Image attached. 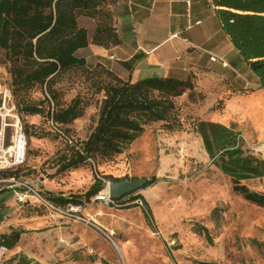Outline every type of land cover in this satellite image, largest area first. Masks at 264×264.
I'll return each instance as SVG.
<instances>
[{
	"label": "rangeland",
	"instance_id": "374dc122",
	"mask_svg": "<svg viewBox=\"0 0 264 264\" xmlns=\"http://www.w3.org/2000/svg\"><path fill=\"white\" fill-rule=\"evenodd\" d=\"M8 67L0 49V91L10 92L6 105L14 106L23 128L28 125L25 161L15 177L26 181L43 199L80 195L101 175L155 177L156 181L135 193L150 208V224L138 200L131 202L127 196L124 205L96 200L106 195L108 180L104 190L82 206L21 204L11 189L4 190L0 193V234L12 230L21 234L2 264H264V207L233 191L231 178L211 162L194 130L198 116L192 105L180 110L183 119L176 130L152 123L120 154L59 171L56 161L65 151L64 141L53 133L46 116L19 113ZM56 86L63 103L76 96L87 102L83 115L67 131L73 143L85 140L95 126L102 93L90 89L81 71L61 75ZM25 98L37 102L43 94L35 86ZM258 104L254 112L248 110L247 117L262 133L252 132L247 122L240 124L242 118L237 115L224 121L240 133L245 153L264 159L261 99ZM241 183L264 192V178Z\"/></svg>",
	"mask_w": 264,
	"mask_h": 264
},
{
	"label": "trees",
	"instance_id": "16d2710c",
	"mask_svg": "<svg viewBox=\"0 0 264 264\" xmlns=\"http://www.w3.org/2000/svg\"><path fill=\"white\" fill-rule=\"evenodd\" d=\"M120 1L123 0H0V49L8 62L16 106L20 114L46 116L53 133L64 141L65 151L56 161L59 171L70 170L89 159H110L120 154L152 123H164L168 130L180 128L183 119L180 110L186 103L178 104L175 98L185 92L190 102L196 101V97L202 98L195 92L192 76H151L134 82L124 81L102 64L88 66L83 58L76 56V50L89 42L104 48L120 43L112 10ZM210 1L216 8L222 29L256 77L258 88L264 90V0ZM81 16L95 21L90 40L86 29L78 24ZM137 58L136 55L131 61ZM130 64L125 63L128 67ZM72 71H81L90 89L102 93L95 126L87 138L78 143H73L68 136V125L83 115L87 102L76 96L63 103L56 86L61 75ZM35 86L40 88L43 98L30 102L25 94ZM222 103L219 100L214 109H221ZM194 130L211 162L231 178L232 190L245 200L264 207V192H256L241 183L264 178V159L244 152L243 140L233 125L197 120ZM22 165L2 175L15 177ZM120 179L110 175L96 176L80 195H49L47 198L54 206H82L104 190L105 180ZM155 181V177L149 178L141 189ZM135 193L114 202L124 205L123 198L127 196L131 202L138 200L150 224V208L144 197ZM203 231L206 233L205 228ZM20 234L18 230L0 234V243L10 250Z\"/></svg>",
	"mask_w": 264,
	"mask_h": 264
},
{
	"label": "crops",
	"instance_id": "0c3cea01",
	"mask_svg": "<svg viewBox=\"0 0 264 264\" xmlns=\"http://www.w3.org/2000/svg\"><path fill=\"white\" fill-rule=\"evenodd\" d=\"M112 10L120 43L104 48L89 42L76 50L88 66L102 64L130 82L151 76H192L195 92L202 98L190 102L185 92L175 102L192 105L197 120L229 126L225 117L237 115L240 124L252 126V132L262 131L248 122L247 112L258 108V99L264 106V90L222 29L210 0H123ZM78 24L90 40L94 20L81 17ZM211 56L218 59L211 61ZM219 100L222 108L214 109Z\"/></svg>",
	"mask_w": 264,
	"mask_h": 264
},
{
	"label": "built area",
	"instance_id": "2783aa9c",
	"mask_svg": "<svg viewBox=\"0 0 264 264\" xmlns=\"http://www.w3.org/2000/svg\"><path fill=\"white\" fill-rule=\"evenodd\" d=\"M216 59H218L216 56L210 57L211 61ZM219 60L223 65H226L222 58H219ZM0 95L2 99L0 105V193L11 189L15 200L21 204L27 201L41 202L53 208L54 205L50 201L43 199L26 181L21 178L2 175V172L15 169L24 163L27 143L23 125L15 112L14 106L8 107L6 105L10 92L1 90ZM98 199L111 201L107 194H100ZM7 252V247L0 243V264H2Z\"/></svg>",
	"mask_w": 264,
	"mask_h": 264
},
{
	"label": "water",
	"instance_id": "95a60500",
	"mask_svg": "<svg viewBox=\"0 0 264 264\" xmlns=\"http://www.w3.org/2000/svg\"><path fill=\"white\" fill-rule=\"evenodd\" d=\"M148 180L146 177L137 179L124 177L117 181L108 180L106 194L111 201L120 200L124 195L144 187Z\"/></svg>",
	"mask_w": 264,
	"mask_h": 264
}]
</instances>
